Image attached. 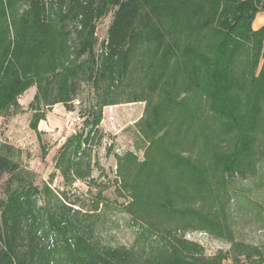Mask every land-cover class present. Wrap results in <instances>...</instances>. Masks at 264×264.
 Wrapping results in <instances>:
<instances>
[{
	"label": "rangeland",
	"instance_id": "374dc122",
	"mask_svg": "<svg viewBox=\"0 0 264 264\" xmlns=\"http://www.w3.org/2000/svg\"><path fill=\"white\" fill-rule=\"evenodd\" d=\"M111 22L112 13L98 26L96 56ZM29 77L0 108V157L10 169L0 176V227L14 200L29 203L33 220L25 221L21 248L28 264H61L62 238L48 237V220L65 207L94 241L136 258L177 233L217 264H264V97L254 110L243 98L234 113L214 112L201 94L182 92L185 83L171 84L180 94L171 104L163 90L147 96L157 84L135 76L114 92L122 103L102 108V139L83 145L86 155L69 171L65 145L91 130L85 121L104 93L81 83L73 104L47 106L35 102ZM150 105L162 108L165 122L157 127L150 118L153 136L144 122ZM151 141L169 155L147 158Z\"/></svg>",
	"mask_w": 264,
	"mask_h": 264
},
{
	"label": "trees",
	"instance_id": "16d2710c",
	"mask_svg": "<svg viewBox=\"0 0 264 264\" xmlns=\"http://www.w3.org/2000/svg\"><path fill=\"white\" fill-rule=\"evenodd\" d=\"M262 12L264 0H0V108L20 94L29 76L38 87L35 102L47 106L73 104L81 83L103 91L85 121L91 130L65 145L61 162L69 171L79 165L81 151L86 155L83 145L102 139V108L122 103L114 92L135 76L157 84L147 96L163 90L171 104L180 96L172 85L185 83L181 91L191 98L201 94L214 112L234 113L243 98L257 109L264 97V31H253L252 23ZM111 13L96 56L98 26ZM150 107L144 122L153 136L158 129L150 120L157 127L165 122L158 114L162 108ZM163 148L151 141L146 157L169 155ZM9 171L0 157V176ZM30 208L19 199L9 208L0 227V264H28L21 248L25 221L33 220ZM71 212L62 208L48 220V237L62 238L61 264H217L201 245L177 233L147 257L136 258L94 241Z\"/></svg>",
	"mask_w": 264,
	"mask_h": 264
},
{
	"label": "crops",
	"instance_id": "0c3cea01",
	"mask_svg": "<svg viewBox=\"0 0 264 264\" xmlns=\"http://www.w3.org/2000/svg\"><path fill=\"white\" fill-rule=\"evenodd\" d=\"M253 31L257 32L260 30L264 31V12L259 13L252 23Z\"/></svg>",
	"mask_w": 264,
	"mask_h": 264
}]
</instances>
